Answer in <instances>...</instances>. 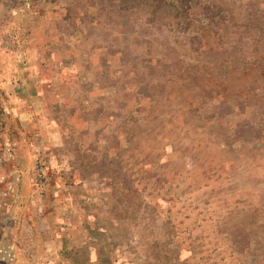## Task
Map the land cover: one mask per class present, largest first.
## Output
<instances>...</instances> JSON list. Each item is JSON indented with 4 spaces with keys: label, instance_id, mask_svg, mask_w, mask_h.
<instances>
[{
    "label": "rangeland",
    "instance_id": "374dc122",
    "mask_svg": "<svg viewBox=\"0 0 264 264\" xmlns=\"http://www.w3.org/2000/svg\"><path fill=\"white\" fill-rule=\"evenodd\" d=\"M0 264H264V0H0Z\"/></svg>",
    "mask_w": 264,
    "mask_h": 264
}]
</instances>
